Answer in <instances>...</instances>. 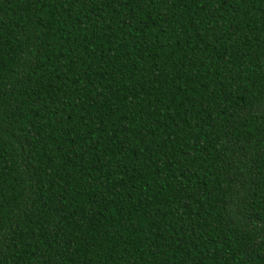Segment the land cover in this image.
<instances>
[{
	"label": "trees",
	"instance_id": "obj_1",
	"mask_svg": "<svg viewBox=\"0 0 264 264\" xmlns=\"http://www.w3.org/2000/svg\"><path fill=\"white\" fill-rule=\"evenodd\" d=\"M0 264H264V0H0Z\"/></svg>",
	"mask_w": 264,
	"mask_h": 264
}]
</instances>
